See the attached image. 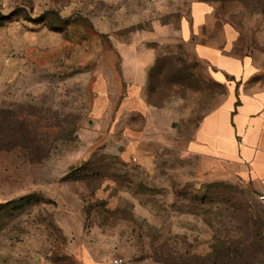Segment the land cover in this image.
<instances>
[{"label": "rangeland", "instance_id": "rangeland-1", "mask_svg": "<svg viewBox=\"0 0 264 264\" xmlns=\"http://www.w3.org/2000/svg\"><path fill=\"white\" fill-rule=\"evenodd\" d=\"M200 1L264 24V0H0V264H264V204L186 151L223 96L181 39ZM128 78L139 112L96 98Z\"/></svg>", "mask_w": 264, "mask_h": 264}, {"label": "crops", "instance_id": "crops-1", "mask_svg": "<svg viewBox=\"0 0 264 264\" xmlns=\"http://www.w3.org/2000/svg\"><path fill=\"white\" fill-rule=\"evenodd\" d=\"M215 6L194 3L190 22L181 24V39L195 40L194 54L204 65L203 74L223 88L221 101L197 122L186 151L208 165L222 166L225 174L227 168L243 178L258 198L264 196V24L229 17L218 21ZM143 64L141 59L134 62L138 76ZM125 83L96 98L102 96L105 107L116 105L120 113L139 112L140 90L129 78Z\"/></svg>", "mask_w": 264, "mask_h": 264}, {"label": "built area", "instance_id": "built-area-1", "mask_svg": "<svg viewBox=\"0 0 264 264\" xmlns=\"http://www.w3.org/2000/svg\"><path fill=\"white\" fill-rule=\"evenodd\" d=\"M258 200L259 201H264V196L263 195H260L258 197ZM121 263H122V261L120 259H116V260L113 261V264H121Z\"/></svg>", "mask_w": 264, "mask_h": 264}, {"label": "trees", "instance_id": "trees-1", "mask_svg": "<svg viewBox=\"0 0 264 264\" xmlns=\"http://www.w3.org/2000/svg\"><path fill=\"white\" fill-rule=\"evenodd\" d=\"M200 2H208V3H210V1H200ZM2 20H3V18L0 17V21H2Z\"/></svg>", "mask_w": 264, "mask_h": 264}]
</instances>
